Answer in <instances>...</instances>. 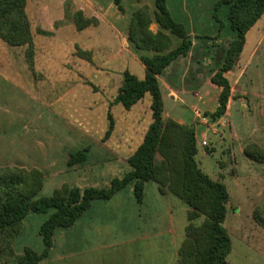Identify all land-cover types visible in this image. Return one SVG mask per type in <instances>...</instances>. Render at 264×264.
I'll list each match as a JSON object with an SVG mask.
<instances>
[{"label": "crops", "instance_id": "crops-1", "mask_svg": "<svg viewBox=\"0 0 264 264\" xmlns=\"http://www.w3.org/2000/svg\"><path fill=\"white\" fill-rule=\"evenodd\" d=\"M71 1L75 8L87 12L90 16L97 19L95 25L84 29L88 30L84 39L88 42L87 44H90V47L85 50H90L91 52L90 62L92 68L91 70H86L85 75H82L80 80L89 82L90 75L97 74V83L92 84V87L94 90L101 92L100 100L92 103L86 102L84 106L80 105L79 114L80 116H85L84 121L87 129L93 127L98 121L99 115L102 117L101 123L104 124V119L107 120L108 114H110L113 119V129L108 136H105L108 127L105 128V124L100 126L99 131H92V135L88 133L86 128L84 130L82 127L75 125H71L72 133L64 135L43 130L28 133L0 130V167L17 166L26 169L35 168L42 171L44 181L37 195L38 197L47 196V194L43 195V192H49L50 195L55 188L60 187L64 183L70 187H78L76 182L81 177L80 172L89 168V166L92 168V165L106 164L107 167L111 165V167L119 169L123 174L128 172L131 166L127 161V157L141 142L152 120L150 116V120L146 121V123L143 121L138 122V119L133 118V116L125 115V122H120L114 112L121 111V104L115 102L114 99L119 94L121 73L125 69L130 70L139 78L144 76L145 67L139 57L140 54H151V52L134 50L128 42L127 31L133 10L141 4H146L150 13L153 14L154 0L153 5L143 2L136 3L134 0H120L121 11L114 3V0ZM165 1L173 19L185 26L191 45L186 54L180 55L170 62L157 76L163 100L164 118L173 119L179 123L191 126L195 131L196 141L205 139L207 142L204 147L197 145L198 149L204 148L203 153H211L213 147L208 146L207 139L212 134L218 139L216 130H211L210 127L203 124L193 111H191L192 118L190 121H185V112L174 111L172 107L166 110L165 102H185L179 95L186 94L189 92L187 89L191 88L182 84L186 81V75L189 72L196 48L204 44L211 45V47L223 44V51H226L228 43L234 38V32L231 30L232 32L226 33L225 36L216 32L218 24L211 12L218 0ZM223 5L227 10L228 5ZM28 6L27 10L32 12L30 20L35 50L33 64L32 67L29 66V69L34 70V67L38 65L43 74H45L51 69L50 65L46 66V60L52 59L58 54L52 47L53 42L60 36L65 35L72 25L64 23L63 4L34 0L32 5ZM150 29L157 31L159 26L153 21ZM263 38L264 24L260 27L255 47L248 55H245L244 64L241 65L243 56L241 53L239 61L234 67L239 69L242 66L241 72H238V77H241L245 69L252 63ZM171 41L172 48L180 43V39L176 36H171ZM74 44L77 46L76 43ZM207 54L209 57L204 62L210 65V55L209 53ZM218 67L209 70L201 78L202 83H200L201 88L216 89L217 96L220 88L210 81V77ZM65 69L61 68L58 70L55 68L54 70L56 71L55 74L60 71L65 73V75L63 79L59 77L55 79L53 86L49 88L50 94L53 95V104L65 102L66 98L72 95L73 79L71 76L65 77L67 76ZM69 71L72 73L71 69ZM231 73L232 71H228L226 75L229 76ZM0 77L4 80L1 74ZM174 78H176L175 81H173ZM35 79L37 81L42 79L41 72ZM179 82L181 85H178ZM59 84L62 85L59 86ZM56 87H59L58 91L55 90ZM198 90L200 88L191 90V92L193 95L195 93L198 94ZM194 97L196 96L194 95ZM196 98L201 100L200 95ZM232 99L230 94L226 114L233 107L231 105ZM201 102L203 104L206 103L203 100ZM139 103L138 101L128 110L132 108L137 111L141 110ZM97 105L100 106L99 110L96 108ZM216 105L217 97L214 105L203 111L212 112ZM186 107L193 109L195 106L190 103L189 105L186 104ZM240 108L243 109L244 105L240 104ZM14 114V116L18 117V113ZM260 114L264 117V110L260 111ZM80 116L76 115L74 117L79 118ZM61 119L67 121L63 117ZM262 129L264 132V125ZM231 135H233L232 131ZM29 146L35 151L31 153L19 152L22 147ZM82 150H85V158L70 164V155ZM90 157L92 159L89 161ZM88 186L97 187L94 185H86L85 187ZM52 211L50 210L47 213ZM185 211L186 205L183 202L171 194L161 193L156 182L152 180L145 182L143 198L138 203L135 200L132 184L130 183L107 199L92 200L90 206L72 225L65 228H57L54 232L53 243L48 255L38 264H143L137 262V256H140V252L143 250L147 254H145L144 264H177V249L184 238V227L186 225L184 219ZM147 214L149 217H147ZM27 215L23 219V226L19 233L24 231ZM251 215H253L254 219H256V215L259 216L256 212ZM176 217L177 224L175 223ZM29 218L31 219L32 217ZM140 220L144 221L139 222ZM260 221L250 223L251 226L240 224L236 234L226 229L231 238V250L227 256L226 264H264V252L262 251L263 246L260 240L263 233L262 230H264V222ZM14 240L13 243L15 242ZM153 241L155 242L153 243ZM102 251H112L114 259L106 260L103 256H93V254Z\"/></svg>", "mask_w": 264, "mask_h": 264}, {"label": "trees", "instance_id": "trees-1", "mask_svg": "<svg viewBox=\"0 0 264 264\" xmlns=\"http://www.w3.org/2000/svg\"><path fill=\"white\" fill-rule=\"evenodd\" d=\"M139 1V0H137ZM28 0H0V41L10 47H24L25 58L32 67L34 40L32 23L27 13ZM114 3L121 11L120 0ZM227 4L229 27L234 38L228 43L224 58L210 81L220 88L217 105L212 112H204L211 122L224 115L232 84L226 73L231 71L245 45L246 34L264 15V0H219L215 11ZM64 23L82 31L97 23L87 12L75 8L71 0L64 2ZM156 22L157 31L150 25ZM171 36L180 39L172 48ZM127 39L134 50L151 52L140 54L144 76L137 77L125 69L121 73L119 94L114 101L130 109L146 93L150 96L151 122L141 142L127 157L131 169L114 177L105 187H70L62 184L49 196H37L43 186L42 171L17 166L0 167V264H38L49 252L57 228L72 225L90 206L94 199H107L119 189L132 184L135 200L142 201L144 184L156 182L161 193L171 194L186 205L184 238L177 249V264H226L231 250V238L222 225L227 211L229 192L226 185L212 179L199 167L196 160L198 147L194 129L184 123L164 118V106L157 76L163 69L190 48L191 40L185 26L173 19L165 0H154V12L141 4L131 13ZM78 54L90 59V50L77 47ZM105 136L113 129V119L108 114ZM243 154L261 162L264 150L255 143L244 146ZM85 158V150L71 154L69 163ZM38 233L43 249L37 252L25 247L21 253L13 248V240L23 226L29 212L47 213ZM259 221V220H258ZM261 222V221H260Z\"/></svg>", "mask_w": 264, "mask_h": 264}, {"label": "rangeland", "instance_id": "rangeland-1", "mask_svg": "<svg viewBox=\"0 0 264 264\" xmlns=\"http://www.w3.org/2000/svg\"><path fill=\"white\" fill-rule=\"evenodd\" d=\"M33 1L28 0L27 3L29 6L32 5ZM42 1H52L56 4L64 5L66 0ZM134 1L136 3L143 2L153 5V0ZM215 4L211 13L217 20L216 23L218 26L216 32L225 36L226 33L232 32L226 18L227 10L222 4L216 9L215 17ZM29 12L27 10L28 16L31 18L30 15L32 12ZM263 24L264 15L247 32L246 42L242 50L241 65L245 62V55H248L255 47L259 37L260 27ZM87 32L88 30L77 31L72 26L65 35L60 36L53 42L52 47L58 54L56 57L46 60V66L50 65L51 67L48 72L50 74L47 72L43 74V71L40 70V66L38 65H36L37 69L36 67H34V70L29 69L30 65L25 58L24 47H10L0 41V74L4 78L3 80L0 77V130L17 133L40 132L43 130L55 134L58 133L59 135L72 133L73 129L71 125L82 127L85 130V116H80L79 107L80 105L84 106L86 102H98L101 93L92 87V84L97 83V74L90 75L89 82H82L80 80L82 75H85L86 70H91L92 68L90 60L76 52L77 47L84 50L89 49L90 44H87L88 42L84 39ZM223 46L222 44L211 47V45L204 44L196 48L194 58L191 60L189 72L186 75V81L182 84L185 87L191 88L187 89L189 92L186 94L179 95L185 102L173 103L172 101H166V110L172 107L174 111L185 112V121L188 122L192 118L191 111L193 109L187 108L186 104H194L201 114L205 112L203 111L204 109L214 105L217 90L207 87L201 88L200 83H202L201 78L209 70L218 67L222 63L225 55ZM207 53L210 55V65L204 62L209 57ZM55 68L58 70L66 68L67 70L65 69V72L67 76L65 77L71 76L74 85L72 95L67 97L65 102L59 104L52 103L53 95L50 94L49 88L53 86L54 80L58 79V77L63 79L65 73L58 71V74H55ZM241 68L242 66L239 69L233 68L231 70L232 73L228 76L232 84L231 95L233 98L231 100L233 107L229 110V113L224 114V120L228 125L224 127H210L211 130H216L215 132L218 138L216 139L212 134L207 139L208 146L213 147L212 152L203 153L204 148H201L198 149L196 154V160L202 171L212 179L222 181L228 189L230 197L226 205L227 211L222 225L233 234L237 233V229L242 223L251 226L250 223L257 222L258 220L264 222V158L261 162L253 161L242 152L244 146L249 143H255L264 150V132L262 129L264 117L260 114V111L264 110V38L255 53V58L252 63L245 69L242 76L238 77V72H241ZM70 69L72 73H70ZM40 72L42 79L37 81L35 78L39 76ZM193 77L195 78L193 79ZM61 85L59 84V86ZM178 85H181L180 82ZM197 88H200L198 94L201 96V100L194 97L191 92V90H196ZM55 90L58 91L59 87H56ZM202 100L206 103L203 104L201 102ZM139 102V108H142L141 110L137 111L133 108L128 110L121 105V111H115V116L119 118L120 122H125L124 116L127 115L138 119V122L143 121L146 123V121L150 120L151 116L149 94L146 93ZM240 104L244 105L243 109L240 108ZM99 107L98 105L96 106L97 110L100 109ZM14 113H18V117L14 116ZM76 115L80 117L75 118L74 116ZM62 117L68 122L61 119ZM101 121L102 117L99 115L98 121H96L93 127L86 128L90 135H92V131H99L100 126L104 124L105 128L108 126V118L107 120L104 119V124ZM231 131L233 135H231ZM32 151L35 150L29 146L22 147L19 152L31 153ZM91 159L90 157L89 161ZM91 167L89 166V168L83 169L80 172L81 177L76 183L81 189L86 185L105 187L112 178L119 177L123 174V172L111 167V165L109 167L106 164L92 165ZM44 194L49 196V192H43ZM253 212L259 214V216L256 215L257 220L251 215ZM49 214L50 212L28 213L27 219L25 220V228H23L24 231L14 238L13 248L16 252H22L24 246H29L37 252L42 249V239L38 233V229L40 223ZM29 217L32 218L30 219ZM147 217H149L148 214ZM184 219L187 221L186 215ZM141 221L144 220H140L139 222ZM175 223L177 224V217L175 218ZM262 232L260 240L263 246L262 251L264 252V230ZM145 254L144 250L141 251L140 256H137V262L144 264L146 259ZM89 255L91 254L89 253ZM96 255L103 256L106 260L114 259L112 251H102L93 254V256ZM121 258L123 257L121 256ZM134 261L136 262L135 259Z\"/></svg>", "mask_w": 264, "mask_h": 264}, {"label": "built area", "instance_id": "built-area-1", "mask_svg": "<svg viewBox=\"0 0 264 264\" xmlns=\"http://www.w3.org/2000/svg\"><path fill=\"white\" fill-rule=\"evenodd\" d=\"M196 97H199L198 94H194ZM193 112L195 114V116L197 118H199V120L205 124L207 127H215V126H221V127H224V126H227V122L224 120V115L220 116L219 118H217L215 121L211 122L209 120L208 117H206L204 114H201V112H199V110L196 108V107H193ZM197 140V139H196ZM197 145L201 146V147H204L207 145V142L205 139L203 140H200V141H196Z\"/></svg>", "mask_w": 264, "mask_h": 264}]
</instances>
